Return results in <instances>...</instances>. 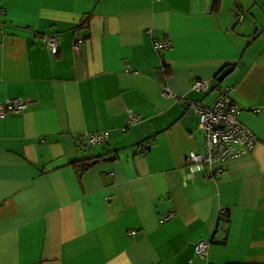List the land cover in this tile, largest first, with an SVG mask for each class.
<instances>
[{
    "label": "crops",
    "instance_id": "obj_1",
    "mask_svg": "<svg viewBox=\"0 0 264 264\" xmlns=\"http://www.w3.org/2000/svg\"><path fill=\"white\" fill-rule=\"evenodd\" d=\"M214 1L0 0V101L30 103L0 119V264H264V0ZM164 88L228 89L253 151L190 171L204 132Z\"/></svg>",
    "mask_w": 264,
    "mask_h": 264
},
{
    "label": "built area",
    "instance_id": "obj_2",
    "mask_svg": "<svg viewBox=\"0 0 264 264\" xmlns=\"http://www.w3.org/2000/svg\"><path fill=\"white\" fill-rule=\"evenodd\" d=\"M244 16H241L243 19ZM152 33V30H149ZM46 47L57 55L59 53L61 39L58 34L51 33L45 38ZM80 44V42H78ZM157 50L171 47L170 41H155ZM213 79H199L193 83L192 88L198 92H208ZM163 94L186 102L199 118V125L205 136V151L190 152L185 158V165L190 171L197 172L207 169L211 175L220 174L221 165L227 160L250 154L255 148L258 137L239 118L241 109L235 104L228 89H224L212 98L208 103L199 100H190L179 96L169 88H164ZM30 103L23 98H8L0 101V119L9 113L25 111ZM141 120V116L130 113L128 124L133 125ZM83 145L93 146L107 142V132L84 133L81 135ZM148 147L142 149L147 153ZM222 218H227V212L221 213ZM135 232H132L133 235ZM210 241L201 239L195 244V253L199 258H206L209 253Z\"/></svg>",
    "mask_w": 264,
    "mask_h": 264
},
{
    "label": "water",
    "instance_id": "obj_3",
    "mask_svg": "<svg viewBox=\"0 0 264 264\" xmlns=\"http://www.w3.org/2000/svg\"><path fill=\"white\" fill-rule=\"evenodd\" d=\"M239 67L240 66H238V68H235L234 66H227L224 70H222V72L217 76V80L218 81H223L224 80V78L227 76V75H229V74H231V73H236L238 70H239ZM105 159H115V156H108L107 158H105ZM99 160H93V161H90V162H88L87 164H86V166H91V165H93L94 163H96V162H98Z\"/></svg>",
    "mask_w": 264,
    "mask_h": 264
},
{
    "label": "trees",
    "instance_id": "obj_4",
    "mask_svg": "<svg viewBox=\"0 0 264 264\" xmlns=\"http://www.w3.org/2000/svg\"><path fill=\"white\" fill-rule=\"evenodd\" d=\"M219 2H220V0H215V1H214V3H215L216 6L219 5ZM75 165H77V163H76Z\"/></svg>",
    "mask_w": 264,
    "mask_h": 264
}]
</instances>
